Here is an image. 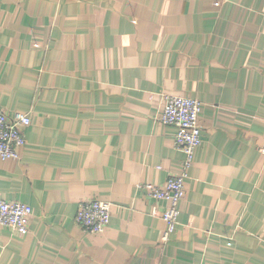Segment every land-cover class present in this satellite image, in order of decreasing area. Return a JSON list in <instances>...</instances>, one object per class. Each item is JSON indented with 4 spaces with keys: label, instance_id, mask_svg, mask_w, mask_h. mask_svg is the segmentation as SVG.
Masks as SVG:
<instances>
[{
    "label": "crops",
    "instance_id": "obj_1",
    "mask_svg": "<svg viewBox=\"0 0 264 264\" xmlns=\"http://www.w3.org/2000/svg\"><path fill=\"white\" fill-rule=\"evenodd\" d=\"M202 102L174 231L144 184L179 172L164 96ZM0 107L26 112L0 264H264V0H0ZM110 203L102 232L75 222Z\"/></svg>",
    "mask_w": 264,
    "mask_h": 264
},
{
    "label": "built area",
    "instance_id": "obj_2",
    "mask_svg": "<svg viewBox=\"0 0 264 264\" xmlns=\"http://www.w3.org/2000/svg\"><path fill=\"white\" fill-rule=\"evenodd\" d=\"M202 102L187 95L164 96L159 120L176 128L174 142L184 153L179 172L170 174L164 183L147 182L144 187L156 201L163 203L159 215L166 228L162 240L174 231L179 213V203L186 193L185 178L193 162L195 149L201 144V125L199 123ZM30 117L26 112L9 111L0 107V158H18L19 148L25 144L22 129L29 125ZM264 152V145L261 147ZM32 208L19 200L0 198V224L8 226L20 234L29 229ZM110 220V203L101 199H86L79 203L75 222L88 232H102Z\"/></svg>",
    "mask_w": 264,
    "mask_h": 264
}]
</instances>
